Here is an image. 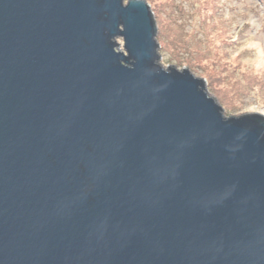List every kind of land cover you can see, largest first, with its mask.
Masks as SVG:
<instances>
[{
  "label": "water",
  "instance_id": "water-1",
  "mask_svg": "<svg viewBox=\"0 0 264 264\" xmlns=\"http://www.w3.org/2000/svg\"><path fill=\"white\" fill-rule=\"evenodd\" d=\"M155 36L145 0H0V264H264V115Z\"/></svg>",
  "mask_w": 264,
  "mask_h": 264
},
{
  "label": "rangeland",
  "instance_id": "rangeland-1",
  "mask_svg": "<svg viewBox=\"0 0 264 264\" xmlns=\"http://www.w3.org/2000/svg\"><path fill=\"white\" fill-rule=\"evenodd\" d=\"M159 63L204 80L224 116L264 115V0H145Z\"/></svg>",
  "mask_w": 264,
  "mask_h": 264
}]
</instances>
